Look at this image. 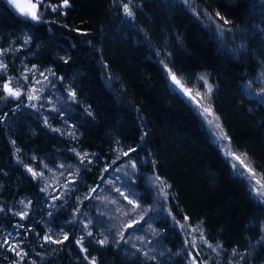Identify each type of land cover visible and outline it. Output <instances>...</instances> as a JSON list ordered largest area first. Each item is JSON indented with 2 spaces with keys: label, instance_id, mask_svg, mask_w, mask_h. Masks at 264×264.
<instances>
[{
  "label": "trees",
  "instance_id": "trees-1",
  "mask_svg": "<svg viewBox=\"0 0 264 264\" xmlns=\"http://www.w3.org/2000/svg\"><path fill=\"white\" fill-rule=\"evenodd\" d=\"M62 3L43 0L37 21L0 0V80L27 90L19 75L33 68L39 97L10 99L0 85V264H202L205 252L264 264V203L198 114L201 99L264 173V0ZM59 177L51 199L42 189ZM191 223L216 251L192 245Z\"/></svg>",
  "mask_w": 264,
  "mask_h": 264
},
{
  "label": "snow or ice",
  "instance_id": "snow-or-ice-1",
  "mask_svg": "<svg viewBox=\"0 0 264 264\" xmlns=\"http://www.w3.org/2000/svg\"><path fill=\"white\" fill-rule=\"evenodd\" d=\"M6 2L10 5H15L16 8L20 9L21 13H24L25 15H29L31 17L32 20H40L41 15L42 14H38L37 11L35 10L37 7V4H40L43 2V0H36L35 4H31V11H26L24 8H21L20 5L16 2V0H6ZM183 2L185 4L189 3V0H183ZM69 6V0H63L62 5H60V7H68ZM57 10V6H53V11ZM124 12L127 16L131 17L134 15L132 9L128 6V4H124ZM225 23H229V21L225 20ZM6 65L0 61V70H4L6 69ZM170 71V75H171V79L172 81L177 84L180 85L181 87H183L181 81L177 78V76L175 75V73H172L171 70ZM201 79H203V77H201ZM10 83H6L2 85V88L4 91L7 92L9 97H14V98H19L22 93L20 91H16L14 90L11 86ZM186 92H190V90L185 89ZM212 91V87L211 85L208 86V93L210 94ZM72 97L75 98V92L71 93ZM39 97L35 96V95H29L28 99L29 100H35L38 99ZM198 114L201 115H205V119L207 120V124L209 126L210 129V134L213 135L214 137V142H216L217 144L222 145L224 148L227 149V151L225 152V157H226V162L229 163L233 169V175L242 178L244 181H246L249 185V191L250 194L253 195V198L256 200L257 203H264V173L259 174L256 171V168L254 166H252L250 159L248 158V156L246 154H237L235 151H233L231 149L230 143L227 145L223 144L224 140H229L230 138L227 136L226 133H223L222 131V126L218 123L219 117H215V119H207L208 116H212V110L209 107H204L202 108V112H199ZM133 151H135L133 149ZM79 155V154H77ZM87 154H85L86 156ZM124 155H128V153H124ZM83 159V158H82ZM134 167V165H133ZM29 172H32L33 176H37V175H43L42 173L37 174L36 172L33 171L32 168L28 169ZM258 177V178H257ZM157 180H160L161 184L163 183V181L161 180L160 177H156ZM255 179V184L252 183V180ZM258 186V187H257ZM42 191H46V189H42ZM93 192L96 191V189H92ZM122 196H124V199H128V196L124 195V193H121ZM58 199V197H56ZM128 202L130 204H133L134 201L133 200H128ZM18 215L21 216V219H24L28 213L24 212V213H18ZM185 219H187V217H185ZM132 225H129V227H131ZM198 229H193V231H197ZM89 235H91V233H89ZM201 240H204L203 235L201 234ZM69 239L68 235L65 234L63 236L62 240H53L50 236H45L44 240L45 241H50L51 243H63L64 241H67ZM82 239L76 241L77 244H81L82 245ZM262 240H264V237L261 238ZM106 241H99V243L103 244ZM9 241L7 239H5L3 241V244H8ZM3 244H0V247L3 246ZM195 246V244L193 245ZM209 247H212V245H208ZM18 245H12L11 246V250L16 252L17 256H20L21 259H23V257L25 255H27V253H22L21 251H18ZM82 251H87V249H84L83 247H81ZM215 251V249H213ZM86 260L88 259L87 256L84 257ZM90 264H96L95 258H93L90 261ZM192 264H196V260L195 258H193Z\"/></svg>",
  "mask_w": 264,
  "mask_h": 264
},
{
  "label": "rangeland",
  "instance_id": "rangeland-1",
  "mask_svg": "<svg viewBox=\"0 0 264 264\" xmlns=\"http://www.w3.org/2000/svg\"><path fill=\"white\" fill-rule=\"evenodd\" d=\"M6 1V0H5ZM16 2L20 5V7L21 8H24L26 11H31L32 9H31V7H30V5L31 4H35L36 3V1L35 0H16ZM8 4V3H7ZM17 14H19V15H21V16H24V17H26V18H29V19H31V17L29 16V15H25L24 13H21L20 12V9H18V8H16L15 7V5H10V4H8ZM36 11H37V13L38 14H40V10H39V4H37V7H36V9H35ZM7 53H9V48L8 47H0V61H2L3 63H4V56H5V54H7ZM5 64V63H4ZM2 71H5V69L4 70H0V73H2ZM28 73H30V77H26V75H28ZM21 75L22 76H20L19 75V77H23V78H26V80L28 81V84H29V86H28V88H27V90H22V89H20V88H18L16 85L14 86L13 84H12V81L10 80V79H7V80H5V77L3 78V79H1L0 80V85H2V84H6V83H9V82H11L10 83V86L14 89V90H16V91H20L21 93H22V95L19 97V98H14V97H9L10 99H15V100H22V101H24L25 103H31V104H33L34 105V103H35V100H29L28 99V96L29 95H35L36 96V87H37V85H36V77H35V75L33 74V68H31L30 69V67H28V68H26L25 70H22L21 71ZM257 80H258V83H259V88H258V98L260 99V100H262V101H264V74L262 73V74H258L257 75V77H255ZM6 92V91H5ZM7 93V92H6ZM206 93V90L202 93V94H205ZM253 94H254V92H252ZM200 101L202 102V104H203V106H199V112H202V108H204V107H208L206 104H205V102H204V100H201L200 99ZM198 103V102H197ZM200 116H201V118H202V121H203V123H204V125H205V127H206V129L208 130V132H209V134H210V129H209V126H208V124H207V120L205 119V115H201L200 114ZM215 117L216 116H214L213 115V113H212V116H208L207 117V119H215ZM219 123V122H218ZM223 131V130H222ZM224 133V132H223ZM210 136H211V138L214 140V137H213V135H211L210 134ZM223 144L224 145H227V144H229V142H228V140H224L223 141ZM219 145V147H220V149H221V151L225 154V152L227 151V149L226 148H224L222 145H220V144H218ZM231 146V145H230ZM231 149L233 150V151H235L238 155L239 154H243L242 152H239V151H237V150H235L234 148H232V146H231ZM259 176V175H258ZM258 178V177H257ZM59 180H60V182H59ZM56 182H59V184H57ZM56 182L55 181H53V183L51 182L50 184H52V185H55V186H53L51 189H49V186H48V184H46L45 185V187H44V189H46V191H44V193L47 195V196H49L51 199H53V196L54 197H58L61 193H59L58 192V190L57 189H59V188H61V187H65L64 186V184H65V180L64 179H62L61 177H59V179L57 178V180H56ZM154 182V181H153ZM247 183V182H246ZM252 183L253 184H255V179H253L252 180ZM152 185H153V188H154V190H155V195H154V197L156 198V199H159L160 197H161V193H160V188H159V185L156 183V182H154V184L152 183ZM247 185H248V183H247ZM248 187H249V185H248ZM258 187V186H257ZM53 194V195H52ZM105 195V193L104 194H99V195H97L95 198H97V199H100V198H102L103 196ZM99 206H100V204H99ZM20 209H22V208H20ZM182 226L186 229V231L188 232V234H189V241L192 243V245H196L197 243H198V248H200V249H202V250H204V248L205 247H209L208 245L210 244L209 242H207L205 239L204 240H201V234H202V230H201V227L199 226V224H197V223H191V224H189V225H185V224H182ZM181 226V227H182ZM193 229H198L197 231H193ZM263 237H264V230H263ZM195 247V246H194ZM196 248V247H195ZM212 248L213 249H215V251H216V247L215 246H212ZM211 261L212 262V264H218L219 263V261L217 260V258L214 256V257H212L210 254H206V252H205V256H204V261H203V263L202 264H205L207 261Z\"/></svg>",
  "mask_w": 264,
  "mask_h": 264
},
{
  "label": "water",
  "instance_id": "water-1",
  "mask_svg": "<svg viewBox=\"0 0 264 264\" xmlns=\"http://www.w3.org/2000/svg\"><path fill=\"white\" fill-rule=\"evenodd\" d=\"M182 94H183V96H187L188 92L185 91V88H182Z\"/></svg>",
  "mask_w": 264,
  "mask_h": 264
}]
</instances>
